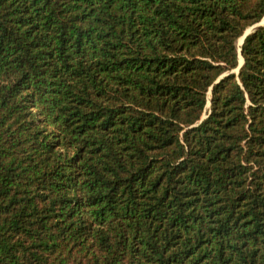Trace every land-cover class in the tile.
<instances>
[{
	"label": "trees",
	"instance_id": "trees-1",
	"mask_svg": "<svg viewBox=\"0 0 264 264\" xmlns=\"http://www.w3.org/2000/svg\"><path fill=\"white\" fill-rule=\"evenodd\" d=\"M263 19L0 0V264H264Z\"/></svg>",
	"mask_w": 264,
	"mask_h": 264
},
{
	"label": "water",
	"instance_id": "water-1",
	"mask_svg": "<svg viewBox=\"0 0 264 264\" xmlns=\"http://www.w3.org/2000/svg\"><path fill=\"white\" fill-rule=\"evenodd\" d=\"M262 25H264V19L262 20L261 23H259V24L255 25L254 27H251L250 29H248V30L246 31L244 37L240 40V44H239V46H241V45L243 44L244 39H245L249 34H251V32H252L253 30H255L256 28H258V27H260V26H262ZM239 53H240V57L242 58V56H241L242 51L240 50ZM243 64H244V60H243V58H242V61H241V60L239 61V68H241V67L243 66ZM239 68H238L235 72H238V71H239ZM207 106H208V107L210 106V102L208 103Z\"/></svg>",
	"mask_w": 264,
	"mask_h": 264
},
{
	"label": "rangeland",
	"instance_id": "rangeland-1",
	"mask_svg": "<svg viewBox=\"0 0 264 264\" xmlns=\"http://www.w3.org/2000/svg\"><path fill=\"white\" fill-rule=\"evenodd\" d=\"M240 60L242 61L241 57H240Z\"/></svg>",
	"mask_w": 264,
	"mask_h": 264
},
{
	"label": "bare ground",
	"instance_id": "bare-ground-1",
	"mask_svg": "<svg viewBox=\"0 0 264 264\" xmlns=\"http://www.w3.org/2000/svg\"><path fill=\"white\" fill-rule=\"evenodd\" d=\"M242 59V58H241Z\"/></svg>",
	"mask_w": 264,
	"mask_h": 264
}]
</instances>
